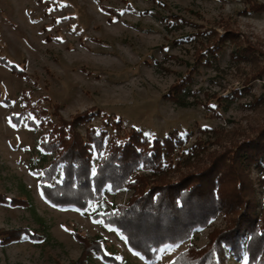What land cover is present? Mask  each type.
<instances>
[{"label": "rangeland", "instance_id": "obj_1", "mask_svg": "<svg viewBox=\"0 0 264 264\" xmlns=\"http://www.w3.org/2000/svg\"><path fill=\"white\" fill-rule=\"evenodd\" d=\"M129 1L133 8L123 0H0V56L26 70L19 75L0 62V192L22 199L19 204L0 201V228L29 226L42 234L0 241V264H67L82 250L73 229L89 238L101 235L104 248L120 259L119 264H170L189 242L204 244L208 232L225 223L219 213L188 238L162 246L157 258L149 260L128 246L121 231L95 216L125 203L131 188L106 190L103 200L85 210L57 207L42 194L41 170L50 153L41 152L38 140L49 125L31 126L25 116L19 122L12 120L11 113H18L26 99L23 91L30 104L47 108L53 121L95 107L93 124L121 120L119 129L107 125L109 135L123 136L131 125L149 136L162 137L174 128L188 133L187 141L171 153L175 160L185 158L187 147L199 139L206 143L200 153L204 160L208 151L249 132L250 122L264 113V106L249 105L257 96L264 101V71L243 87L253 63L231 59L236 45L232 40L225 41L211 64L197 66L181 94L185 104L163 96L191 66L202 38L195 33L198 28L212 27L218 33L232 28L240 43L248 39L260 49L255 53L264 63V10L243 11L246 0ZM104 5L118 7L120 15L111 14ZM143 9L148 11L140 12ZM171 13L187 21L168 28L162 16ZM189 33L191 38L186 37ZM235 87L240 88L239 95L226 102L223 96ZM84 126H78L82 133ZM219 128L226 133L216 138L212 130ZM187 168L172 167L168 176L175 178ZM251 175L256 180L254 167ZM257 182V211L264 215V183ZM86 264L113 263L94 254ZM226 264L258 263L250 262L242 249L230 253Z\"/></svg>", "mask_w": 264, "mask_h": 264}, {"label": "trees", "instance_id": "obj_2", "mask_svg": "<svg viewBox=\"0 0 264 264\" xmlns=\"http://www.w3.org/2000/svg\"><path fill=\"white\" fill-rule=\"evenodd\" d=\"M123 1L126 7L133 8L129 0ZM153 1L162 3L161 0ZM246 2L245 12L264 10V1ZM103 8L116 16L121 13L118 7L104 5ZM162 18L168 28L187 21L175 13ZM195 33L201 34L202 38L198 40L200 46L195 49L194 60L187 72L171 83L163 94L166 98L185 104L181 94L193 80V72L198 65L211 64L226 40L236 42L230 52L231 59H245L253 63L252 71L243 79V87L264 71V63L255 53L260 49L248 39L240 43L238 34L232 28L225 27L218 33L215 28L205 27L198 28ZM191 36V33L186 35ZM45 38L50 40L51 34ZM182 39L176 38L177 41ZM0 62L12 72L26 74L23 65L19 66L5 56H0ZM239 93L240 88L235 87L223 98L228 102ZM23 95L26 99L22 109L10 116L14 122L25 116L27 124L34 127L49 125L46 132L40 134L38 145L42 153H50L49 163L41 170L40 187L51 204L85 210L94 201L103 200L106 190L131 188L125 203H117L95 216L121 231L128 246L146 259L155 260L162 246L174 245L188 238L222 213L225 223L210 230L204 244L189 242L170 264H226L230 253L238 254L242 249L250 262H264V215L257 211L254 186L255 181H258L257 184L264 183V113L258 121L250 122L249 132L229 140L221 149L208 151L204 160L200 153L206 149V143L201 139L187 147L185 158L175 160L171 153L187 141L188 133L174 128L162 137L149 136L131 125L123 136L118 133L109 135L107 125L119 129L121 120H105L97 126L91 122L98 112L95 107L78 111L70 118L59 116L57 121H53L47 115V108L30 104L25 91ZM252 103L264 106L263 97L252 98L249 105ZM36 117H39L38 122ZM80 124H85L84 133L78 129ZM212 132L216 138L226 133L223 128L213 129ZM183 164L188 168L180 171L175 178L168 176L170 168H180ZM253 167L256 169V180L251 175ZM140 169L150 171L139 172ZM0 201L19 204L22 199L0 192ZM71 233L81 243L82 250L67 264H86L94 254L106 262H121L104 248L101 235L89 238L75 229ZM23 236L38 238L42 234H37L29 226L0 228L2 243Z\"/></svg>", "mask_w": 264, "mask_h": 264}]
</instances>
